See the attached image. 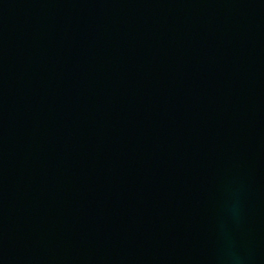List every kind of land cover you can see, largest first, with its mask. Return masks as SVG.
Returning <instances> with one entry per match:
<instances>
[{
	"label": "water",
	"instance_id": "95a60500",
	"mask_svg": "<svg viewBox=\"0 0 264 264\" xmlns=\"http://www.w3.org/2000/svg\"><path fill=\"white\" fill-rule=\"evenodd\" d=\"M0 264H264V0H0Z\"/></svg>",
	"mask_w": 264,
	"mask_h": 264
}]
</instances>
